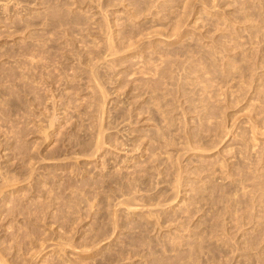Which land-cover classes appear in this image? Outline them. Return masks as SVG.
<instances>
[{"label":"rangeland","instance_id":"obj_1","mask_svg":"<svg viewBox=\"0 0 264 264\" xmlns=\"http://www.w3.org/2000/svg\"><path fill=\"white\" fill-rule=\"evenodd\" d=\"M263 191L264 0H0V264H264Z\"/></svg>","mask_w":264,"mask_h":264},{"label":"bare ground","instance_id":"obj_2","mask_svg":"<svg viewBox=\"0 0 264 264\" xmlns=\"http://www.w3.org/2000/svg\"><path fill=\"white\" fill-rule=\"evenodd\" d=\"M104 102V101H103ZM103 110V109H102ZM99 140V139H98ZM264 192V191H263ZM64 247V246H63Z\"/></svg>","mask_w":264,"mask_h":264}]
</instances>
